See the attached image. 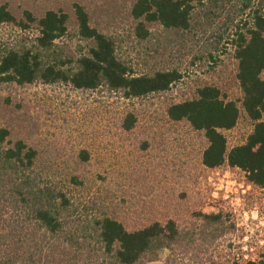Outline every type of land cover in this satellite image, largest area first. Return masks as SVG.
Returning a JSON list of instances; mask_svg holds the SVG:
<instances>
[{"label": "trees", "instance_id": "obj_1", "mask_svg": "<svg viewBox=\"0 0 264 264\" xmlns=\"http://www.w3.org/2000/svg\"><path fill=\"white\" fill-rule=\"evenodd\" d=\"M227 5L233 12L228 37L240 99L227 98L215 84H203L191 97L169 103L165 116L202 132L205 167L238 168L244 184L264 195V0H133L132 36L137 43L148 41L153 23L189 33L194 18L220 17ZM73 6L74 34L84 44L74 53L59 41L69 30L67 13L47 9L37 17L23 10L16 17L0 2V23L36 30L0 51V84L64 83L75 89L104 88L130 99L163 92L180 79L177 67L133 69L121 40L91 24L82 5ZM241 115L251 127L241 141L228 145L224 132ZM135 122L128 111L122 127L129 130ZM10 134L0 126V264H146L162 250H168L167 259L179 254L214 264L210 257L201 259L200 251L206 254L233 228L221 209L197 210L184 224L166 217L128 226L107 205L94 209L76 194L73 187L83 186L84 177L76 172L57 177L37 148ZM79 155L82 161L89 158L84 149ZM235 264H264V253Z\"/></svg>", "mask_w": 264, "mask_h": 264}, {"label": "rangeland", "instance_id": "obj_2", "mask_svg": "<svg viewBox=\"0 0 264 264\" xmlns=\"http://www.w3.org/2000/svg\"><path fill=\"white\" fill-rule=\"evenodd\" d=\"M133 0H0L16 17L23 10L40 16L47 9L68 15V32L59 40L71 52L84 49L74 34V3L84 7L91 24L121 40L122 50L136 71L155 66L177 67L181 73L169 89L141 98H123L104 88L75 89L68 84L40 82L0 84V126L10 138H22L40 151L41 160L57 177L76 172L85 178L76 194L94 209L113 211L126 225L173 217L188 223L194 212L222 210L233 228L217 238L201 259L214 264H235L261 258L264 253V195L244 184L238 168L211 169L201 163L205 138L185 121H168L167 105L189 98L196 87L215 84L231 99H240L236 60L229 42L232 9L220 17L194 18L189 33L150 25L148 41L132 36L129 14ZM36 33L33 26L21 30L0 23V51L12 41ZM131 111L135 125L122 127ZM264 121V113L262 115ZM251 125L241 115L233 129L224 133L228 145L243 139ZM81 149L89 153L82 161ZM94 202V203H93ZM162 250L146 264H200L188 255L167 259Z\"/></svg>", "mask_w": 264, "mask_h": 264}]
</instances>
